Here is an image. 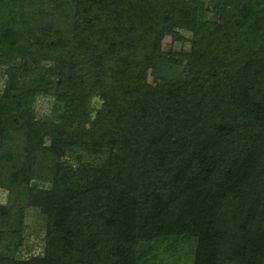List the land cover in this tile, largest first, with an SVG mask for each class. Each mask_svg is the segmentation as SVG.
<instances>
[{
	"label": "trees",
	"instance_id": "1",
	"mask_svg": "<svg viewBox=\"0 0 264 264\" xmlns=\"http://www.w3.org/2000/svg\"><path fill=\"white\" fill-rule=\"evenodd\" d=\"M0 67V264H264V0H0Z\"/></svg>",
	"mask_w": 264,
	"mask_h": 264
},
{
	"label": "rangeland",
	"instance_id": "2",
	"mask_svg": "<svg viewBox=\"0 0 264 264\" xmlns=\"http://www.w3.org/2000/svg\"><path fill=\"white\" fill-rule=\"evenodd\" d=\"M180 35L184 38H188L189 35L183 32H179ZM187 43H181V42H174L171 41L170 38H164L161 42V49L164 52L168 51H187L188 49ZM3 73V67H0V91L3 86L4 77L2 75ZM148 81L151 84H154V82L148 78ZM53 102L51 99L46 97H36L34 104H33V110L35 113V117L37 119H47V120H54L57 121V116L60 112V106L56 104L54 108H52ZM101 110V103L98 98L93 97L90 100L89 103V113L91 119ZM45 144L46 142L43 141ZM66 162L71 163V160L65 159ZM5 203V193L0 190V206L4 205ZM1 219V218H0ZM3 221L0 220V226L2 225ZM44 218L39 214L37 210L31 209V208H25L23 210V217H22V225H21V232H20V238L18 239L19 245L17 246V249L8 248V255L24 259L28 258L30 256H37L40 255L43 243H44ZM5 241L4 243H6ZM6 247V245L3 244V249ZM157 259L153 264H161V259L165 262V258H167L165 255H162L161 251L159 250L157 253ZM181 256V255H180ZM180 256L178 258H180ZM184 257V256H182ZM181 257V258H182ZM184 261H188V257Z\"/></svg>",
	"mask_w": 264,
	"mask_h": 264
}]
</instances>
